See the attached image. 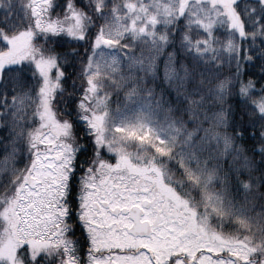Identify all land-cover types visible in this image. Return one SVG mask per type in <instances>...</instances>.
Here are the masks:
<instances>
[{
	"label": "snow or ice",
	"instance_id": "snow-or-ice-1",
	"mask_svg": "<svg viewBox=\"0 0 264 264\" xmlns=\"http://www.w3.org/2000/svg\"><path fill=\"white\" fill-rule=\"evenodd\" d=\"M0 159V264H264V0H0Z\"/></svg>",
	"mask_w": 264,
	"mask_h": 264
},
{
	"label": "rangeland",
	"instance_id": "rangeland-1",
	"mask_svg": "<svg viewBox=\"0 0 264 264\" xmlns=\"http://www.w3.org/2000/svg\"><path fill=\"white\" fill-rule=\"evenodd\" d=\"M110 159V158H109ZM59 167V164L57 165ZM22 195V194H21ZM13 205L16 203L15 199L12 200L11 202ZM23 207V206H22ZM35 210H33L34 212ZM105 212L104 210L99 211V215L96 217L95 223L98 227V230L102 233L106 234H111L112 229H115L117 232L121 230V221L118 215H113L110 213L105 214V219L102 218V213ZM107 212V211H106ZM17 220L19 221V224L22 227H17ZM11 224V227L8 229V235H9V240L7 241L9 247H11L13 244L17 243L20 241V239L24 236L27 235H32V231L25 230L23 226L26 225H35L36 223H39L34 217V215L30 214L28 219H24L23 215L21 214L20 216H17L15 213H13L12 219L9 222ZM4 224V223H3ZM7 227V225H4ZM169 245L165 243V240L163 238L159 239L156 244H155V250L157 253H164L169 251L168 248ZM165 249L166 251H163ZM134 249H125V251H132ZM113 252L119 253V249H113Z\"/></svg>",
	"mask_w": 264,
	"mask_h": 264
},
{
	"label": "trees",
	"instance_id": "trees-1",
	"mask_svg": "<svg viewBox=\"0 0 264 264\" xmlns=\"http://www.w3.org/2000/svg\"><path fill=\"white\" fill-rule=\"evenodd\" d=\"M201 67H203V66H200V65L196 66V70L199 71ZM216 71H218V70L215 69V68H212L211 66H208L207 68H205V80H206V83L211 81L214 78L213 77V73L216 72ZM157 86L158 87H161V86L164 87L166 96H173L174 95V93L168 88V86L162 84V82L158 83ZM115 99H116V97L114 96L113 100L115 101ZM222 162H223L225 168H229L230 167L227 160L222 161ZM232 163H233V165H236V164H239V161L234 160ZM3 167H4V160L0 159V169H2ZM217 186H219V185H217ZM261 188L264 189V184L261 185ZM231 191H232V194L234 196H236L238 199L242 198L245 194L252 195L251 193H246V190L243 188V186H241L240 192L237 191L235 187H233L231 189ZM256 210L258 211L259 209L257 208ZM3 223L4 222L2 220H0V225H3Z\"/></svg>",
	"mask_w": 264,
	"mask_h": 264
},
{
	"label": "flooded vegetation",
	"instance_id": "flooded-vegetation-1",
	"mask_svg": "<svg viewBox=\"0 0 264 264\" xmlns=\"http://www.w3.org/2000/svg\"><path fill=\"white\" fill-rule=\"evenodd\" d=\"M78 175H79V173H78ZM69 202H70V204L72 203L71 200H70ZM98 209H99V211H100V210H101V211H102V210L105 211V212L102 213V218H103V219H105V214H106V213H110V214H113V215H118V213L110 211V209H111V205H107V204L99 205V206H98ZM99 211H97L96 217L100 214ZM106 211H107V212H106ZM167 245H168V244H167ZM168 248H169V246H168ZM116 250H118V249H116ZM132 251H135V250H132ZM142 251H143L144 253H147L149 256H152V252H151L149 249L145 248V249H142ZM163 251H166V250L163 249ZM153 259H155V257H153ZM173 264H174V262H173Z\"/></svg>",
	"mask_w": 264,
	"mask_h": 264
}]
</instances>
